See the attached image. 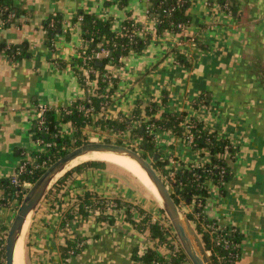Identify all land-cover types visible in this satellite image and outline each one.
Here are the masks:
<instances>
[{"label":"crops","instance_id":"crops-1","mask_svg":"<svg viewBox=\"0 0 264 264\" xmlns=\"http://www.w3.org/2000/svg\"><path fill=\"white\" fill-rule=\"evenodd\" d=\"M12 2L22 14L9 25L0 21V199L1 180L12 177L22 161H34L35 153L46 148L33 131L41 108H66L99 87L98 70L86 75L80 55L85 40L77 15L109 19L116 30L134 20L143 25L138 31L141 37L146 38L145 29H150L149 40L139 51L106 65L115 87L109 101L91 113L92 119H131L124 131L130 133L141 121L159 118L163 112H184L186 119L202 120L237 145L234 177L225 184L226 193L211 184L202 211L222 227L242 231L241 257L235 264H264V0H190V22L181 33L152 30V0ZM176 51L187 63L179 61ZM151 103L157 107L149 114ZM135 110L140 120H132ZM61 125L63 133L74 134L71 121ZM154 142L170 168L201 165L210 158L171 130H158ZM22 185L25 190L31 186ZM86 190L105 200L130 197L128 188L108 170L76 175L61 208L53 197L44 198L28 217L25 264H143L135 255L150 242L130 224L118 220L111 225L88 215L73 228L74 235L62 229V211ZM11 207L0 203V243L13 219ZM183 208L191 212L192 205ZM72 238L84 240L85 246L65 257L62 248ZM157 249L166 253L163 247Z\"/></svg>","mask_w":264,"mask_h":264},{"label":"trees","instance_id":"trees-1","mask_svg":"<svg viewBox=\"0 0 264 264\" xmlns=\"http://www.w3.org/2000/svg\"><path fill=\"white\" fill-rule=\"evenodd\" d=\"M121 2L126 3L127 0H121ZM189 7L190 0H152L149 13L151 18H157V32L163 33L166 30H172L181 33L178 23L190 22ZM11 13H15L16 17L10 18ZM21 14V10L13 4L12 0H0V21L5 25L16 21ZM76 20L81 24L84 40H91L87 48L88 54H92L94 51H101L103 47L110 51V54L107 56L99 59L93 58L86 65L98 70L99 87L87 99L77 100L66 108L47 109L43 115L44 122L41 126H38V119L35 120L37 124L33 127L35 139L41 138L52 144L46 147L44 151L35 153L34 161H29L26 170L19 176L20 184L15 185L11 183L12 177L1 180L4 193L3 198L0 199V203L4 205L8 206L13 201H16L19 206L26 191L29 189H23L22 184L24 182L33 184L45 169L58 158L65 155L70 147H78L87 142V136L83 135L85 128L97 126L100 129L123 132L131 122V119L99 118L93 120L91 115L86 114L85 109L92 107L93 111H96L99 110L101 104L109 101L115 87V80L108 76L105 70L106 65L109 62L118 63L120 58L127 56L130 52H137L142 49L149 40L150 30L145 33L147 37L143 38L138 33V29H142L143 25L134 20L125 21L120 26V29L122 28L120 31L112 27L109 19H101L91 13L81 12V14L77 15ZM54 24L55 22L53 21L51 26L53 29ZM101 42L102 45H99ZM8 51L13 54L15 53V49L12 47ZM176 54L179 61L187 63L182 54L178 51H176ZM98 62H102L103 64L98 65ZM92 75L94 74L91 73ZM80 78L82 84L85 85L83 75ZM110 83L113 86L107 89ZM156 107L155 103H151L147 112L149 114L155 113ZM59 111L60 117L57 115ZM140 119L139 110H135L132 120ZM67 121H71L75 127V132L72 136L62 132L61 123ZM185 121L187 122L188 130H190L193 136V148L201 152L203 151V155L208 150L209 161L201 165L170 168L167 166V161L159 157L157 161H154V168H159L163 175H167L169 178L170 171L175 172L172 196L178 205H182V202L192 205L191 212H186V216L190 221L196 222V231L201 235L205 248L210 251L213 263L220 264L217 258L219 255H222L225 256L227 264H235L241 257V244L244 238L242 231L238 227L231 225H228L225 229H220L218 233L221 237L227 239V244L222 243L217 245L212 241V235L209 230L204 228L203 223L218 224V222L208 219L202 210L211 194V184L216 185L221 194L226 193L225 184L234 177L238 146L234 145L230 140L220 137L216 129L209 127L202 120L196 118L186 119L184 112L180 114L176 112H163L159 118H153L148 120V122L141 121V124L133 127L130 133L133 137L141 139V142L138 144L142 149L141 154L145 158H147V155H150L154 159V155L158 152L154 142L156 132L158 130H171L175 134L182 136L186 130V127L183 126ZM153 123L158 127L153 132H150L148 126ZM108 166L109 162L96 159H90L73 166L56 181L45 198L53 197L57 201V207L61 208L64 202L63 197L68 195V190L74 181H76V175L91 170H107ZM104 200L105 198L99 194L86 190L83 194L77 196L75 202L69 205L68 210L65 212L66 220H72L78 216L83 220L87 219L89 215L88 207L91 205L99 207ZM115 201H117L118 205H125L127 207L126 212L128 215L126 222L142 232L141 235L143 236L144 234L143 237L152 243L147 244L145 250L140 255H135L138 261H141L143 264H183L189 261V257L182 245L180 244L178 249H174L175 243L169 239L170 235L176 237L171 223L169 227H165L157 220L152 221L151 214L147 213L146 209L142 207H139L138 211H136L138 212L136 218L134 217L135 213L131 210L132 205L130 203L125 204L119 198L115 199ZM161 210L165 212L163 208ZM196 214H199V216H196ZM66 220H61L63 230L65 229ZM97 220L107 221L111 225H116L118 221L116 216L105 213H100L97 216ZM74 246L75 240L69 239L67 245L62 248L65 257L70 254L69 250ZM159 247L165 248L166 253L162 254L159 252L157 249ZM77 252H79L78 249L76 250ZM1 262L0 257V264H3Z\"/></svg>","mask_w":264,"mask_h":264},{"label":"water","instance_id":"water-1","mask_svg":"<svg viewBox=\"0 0 264 264\" xmlns=\"http://www.w3.org/2000/svg\"><path fill=\"white\" fill-rule=\"evenodd\" d=\"M102 64V62H98V65ZM95 150L124 154L125 156L134 159L147 172L155 184L161 197L160 202L162 204V208L167 214L173 226L174 232L176 233L192 264H214L200 235L193 227L187 216L183 214L181 206L174 200L172 191L169 189L163 177L154 168L153 162L149 161L135 149L107 142H89L68 151L65 155L50 164L40 177L29 187L16 211L15 217L7 234L5 244L6 264L14 263L15 248L19 238L23 234V229L28 217L36 210L40 202L45 198L46 194L50 191L56 181L64 173H66L68 169L75 166H70L75 158ZM158 159L159 154L156 153L154 155V161H157ZM185 224L189 227L191 232H189ZM191 235H193V238H191Z\"/></svg>","mask_w":264,"mask_h":264},{"label":"rangeland","instance_id":"rangeland-1","mask_svg":"<svg viewBox=\"0 0 264 264\" xmlns=\"http://www.w3.org/2000/svg\"><path fill=\"white\" fill-rule=\"evenodd\" d=\"M131 132V131H130ZM83 135L87 136L88 141L84 142L85 143H89V142H107V143H112V144H119V145H124L127 147H130L132 149H135L136 151L142 153V149L140 148V146L138 145V143L135 142V137H133L131 135V133L128 132H122V131H109V130H105V129H99L96 127L90 128L88 130H86L84 132ZM75 147H70L68 149V151L74 149ZM90 159H96V160H101L96 156V153H89L87 155H84L82 157H80L79 159L76 160V162H74V165L82 163L84 161L90 160ZM147 159L151 162H153V166H154V159L152 156L147 155ZM112 175H114V178L118 181V183H120V185L124 188H128L130 197L128 198H124L121 199L119 197H113L110 198V200H113L114 204H117V201H115V199L119 198L122 200V202L126 203H130L132 205V211L135 213V216L137 218L138 216V209L139 207H142L144 209H146L147 213H150L152 216V221H159L161 224H163L165 227H169L170 225V220H168V216L165 212H163L161 210L162 208V204L161 202L154 196V194L150 191L149 188L146 187V185H144L138 178H136L133 174H131L130 172L126 171L125 169L121 168L120 166L109 162V166L107 169ZM156 170L158 171V173L164 177L163 173L160 171L159 168H156ZM32 185V184H31ZM30 187V186H29ZM169 189L172 191V187L169 186ZM16 201H13L12 207H11V211H12V218L14 219L16 211L18 209V204L14 205ZM14 206V207H13ZM119 206H123V205H119ZM125 206V205H124ZM181 206L182 212L183 214L186 215V212L183 208V203ZM118 212H114V214L116 215ZM121 213V212H119ZM128 213L124 212L121 215H116L117 219L123 223H127L126 222V217H127ZM12 219V221H13ZM12 222L9 224V227L7 229L6 232H2L3 236H2V242L0 243V257H1V263L6 264L5 263V244H6V238H7V234L8 231L10 229ZM191 224L193 225V227L196 229V222L195 221H191ZM131 225V224H130ZM132 226V225H131ZM133 227V226H132ZM134 231H136L137 234H142V232H140L139 230L135 229L133 227ZM174 231V230H173ZM200 235V234H199ZM144 236V234H143ZM25 237V235H24ZM201 237V235H200ZM169 239L171 242L175 243V248L178 249L180 247V241L176 235V237H174V235H170ZM150 244H152L150 242ZM25 241H24V248H23V257H22V262L23 264H25ZM209 254V253H208ZM183 264H192L191 260L189 259V261L183 263Z\"/></svg>","mask_w":264,"mask_h":264},{"label":"built area","instance_id":"built-area-1","mask_svg":"<svg viewBox=\"0 0 264 264\" xmlns=\"http://www.w3.org/2000/svg\"><path fill=\"white\" fill-rule=\"evenodd\" d=\"M16 15L15 13H11L10 14V18H15ZM81 18V17H80ZM2 22V21H1ZM156 23H157V18H154V27L152 28L153 31L156 30ZM187 23L186 22H180L178 23V27L183 30L185 29ZM122 29V28H121ZM121 29L119 28L118 30L121 31ZM123 29L126 30L125 27H123ZM139 31L141 29H138ZM150 29L147 27L145 29V31H149ZM145 32V33H146ZM192 42H196L195 38H191L190 39ZM91 42V40H87L85 41V44L83 45V48H82V51H81V58H82V61H83V64L85 65V69H87L86 71V75L88 76V72H94L96 69L93 68V67H89V66H86L88 65V63L93 59V58H101L102 55H107V54H110V51L106 48H101V51H94L92 54H88L87 52V48L89 46V43ZM99 45H102V42L99 44ZM48 108L46 107H42L41 110H40V113H39V116H38V126H41L44 122V113L45 111L47 110ZM67 112H69V110H67ZM85 112L87 115H91V113H93V108L92 107H88L85 109ZM36 123H34L33 127L35 126ZM37 125V124H36ZM183 126L186 127V130L185 132L183 133L182 137H184V139L192 144V141H193V136L190 132V130H188V125H187V122L185 121L183 123ZM158 126L156 124H150L148 126V129L150 132H153ZM34 131V130H33ZM35 133V131H34ZM156 135V134H155ZM36 141L40 144H43L45 145V147H48L50 146L52 143L50 142H46L44 141L43 139L41 138H36ZM234 144V143H233ZM235 145V144H234ZM206 152H208V150H206ZM29 161L27 160H24L20 163V165L18 166V169L16 171V173L12 176V179H11V183L17 185V184H20V180H19V176L22 172H24L27 168V164H28ZM43 167H45V165H43ZM174 175H175V172L172 171L171 173H169V177H167V175H164L163 179L164 181L167 183L168 187L171 186L172 187V192L174 191V186H173V180H174ZM183 204H185L184 202H182ZM88 210H89V215H94V216H98L100 213H105V214H109V215H121L122 216V213L126 212L127 211V207L126 206H119L118 204H114L113 200H104L99 207H97L96 205H91L90 207H88ZM65 212L66 210H63L62 213H61V219H65L66 220V217H65ZM114 212H118L116 215L114 214ZM121 212V213H119ZM196 216H199V214H196ZM83 221L82 218H80L79 216L78 217H75L74 219L72 220H66V225H65V232L70 236V235H74V227L75 226H78L79 223H81ZM203 226L205 229L209 230V232L211 233L212 235V241H214L217 245H220L222 243H225L227 244V239H225L224 237H221V235L218 233V231L220 229H225L227 226H224L222 227L221 225L219 224H205L203 223ZM75 240V246L73 248H71L69 250V253L70 254H75L76 253V250H81L84 246H85V241L84 240H81V239H76V238H72ZM1 249V248H0ZM174 249H176L174 247ZM209 255L211 254L209 250H207ZM218 261L220 264H227L226 262V258L225 256H222V255H219L218 256ZM185 263V262H184Z\"/></svg>","mask_w":264,"mask_h":264},{"label":"bare ground","instance_id":"bare-ground-1","mask_svg":"<svg viewBox=\"0 0 264 264\" xmlns=\"http://www.w3.org/2000/svg\"><path fill=\"white\" fill-rule=\"evenodd\" d=\"M90 153H96V156L104 161L114 163L121 168L125 169L126 171L130 172L133 174L136 178H138L144 185H146L147 188L150 189V191L154 194V196L161 201V197L159 195V192L147 174V172L132 158L125 156L124 154H119L115 152H108V151H99L95 150ZM89 153L83 154L75 158L70 166L74 165V162H76L77 159L80 157L87 155ZM63 173V172H62ZM27 222L25 223L24 229H23V234L19 238L16 248H15V253H14V263L13 264H23L22 262V255H23V248H24V235H25V230L27 227ZM186 225V224H185ZM187 229L190 231L189 227L186 225ZM193 235H191V238Z\"/></svg>","mask_w":264,"mask_h":264}]
</instances>
